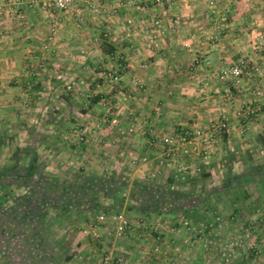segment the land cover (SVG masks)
Wrapping results in <instances>:
<instances>
[{"label":"crops","instance_id":"crops-1","mask_svg":"<svg viewBox=\"0 0 264 264\" xmlns=\"http://www.w3.org/2000/svg\"><path fill=\"white\" fill-rule=\"evenodd\" d=\"M126 1L100 0L106 7L117 9L115 15L103 14L101 47L96 50L97 47L81 44L83 41L78 46H65L64 58L68 62L62 65L56 60L46 61L47 65L51 62L58 68V73L49 76L50 79L45 78V74L35 77L32 82L35 87L30 90H27L28 75L46 55L44 44L50 33L45 29L46 15L42 7L28 8L26 0L19 4L20 14L1 15L0 167L26 166L35 154L45 177L58 182L81 176L101 179L113 173L127 177L126 170H129L131 178L152 184L154 190L169 185L186 193L190 203L182 206L185 213L177 220L171 219L175 216L173 210L162 208L142 213L133 209L136 220L129 217L132 229L108 239L106 227L99 225L107 222V229L111 228L115 212L92 213L86 206L82 213L70 207L63 215L48 207H53L49 202L47 209L53 212L45 218L53 222L49 224L54 230L47 233L43 226L46 224L40 226L38 233L46 247L44 250L36 245L38 239L31 237L26 225L30 224L28 220L9 217L6 212L13 207L16 197L41 193L23 186L13 192L10 189L15 184L10 182L6 189L0 188V199L5 200L0 206V215L7 217L6 224L11 222L7 228L16 231V237L11 240L10 257L0 251V264H77V261L105 264L102 256L106 252L115 256L127 254L134 258L135 264H264V112L258 117H249L245 123L235 117V111L242 109L245 103L259 99L264 93V83L259 79L251 80L244 94L228 98V83L213 75L215 70L235 64L241 58L264 67V0H218L213 12L206 0H179L178 5L145 12L142 8L146 3H141L142 0L139 1L141 8ZM152 16L161 19L162 32L147 27ZM75 17L73 12L61 19L59 33L53 35L59 40L54 39L52 44L58 42V46H62L65 43L62 38L75 36L70 27ZM216 27L219 41L212 44L207 37ZM96 34L91 31L86 35ZM113 54H116L115 61L111 60ZM206 58L210 59V66L205 65ZM46 63L41 64L44 67ZM92 67L120 68L119 79L110 83L92 73ZM135 79L139 84L136 85ZM98 83L101 91L85 94L88 85L93 87ZM65 84L72 89L61 93L59 87ZM75 85L83 90L82 94L76 93ZM256 88L258 94L253 92ZM121 91L128 98L114 107L113 102ZM85 95L89 105L81 109L75 107L76 102L86 99ZM43 98L57 101L58 107L54 110L49 108L50 104L43 106L39 102ZM60 104L64 107L59 108ZM219 119L227 122L229 133L218 145L205 142L204 146L211 151L210 159L203 161L197 155L198 150L185 159L189 172H177L178 162L172 163L163 154L162 135L195 127L207 129ZM62 135L67 139L63 140ZM144 165L150 167L148 172L140 169ZM196 165L200 166L199 172H195ZM152 167L158 168V173L160 168L165 171L167 167V176H149ZM88 195L84 191L83 199L87 202ZM220 195L227 196L233 211L228 225L218 221L220 210L215 206L212 207L215 214L205 220L208 201L214 202ZM100 197L101 202L108 204L109 200ZM245 203L251 206L247 218L253 214L256 219L251 223L258 252L251 250L249 255L226 248L229 238L238 237L232 230L238 220L236 213ZM44 205L39 206L37 200L33 203L36 210L44 209ZM252 206L261 211L259 215ZM70 213L84 222L95 217L94 222L85 223L86 235L75 230L77 233L71 236L64 228H56L61 217ZM102 214L105 220L96 221ZM146 216L151 218L149 224L157 225L156 230L140 227L138 219ZM182 217L187 219L181 220ZM79 223L64 224L70 229ZM91 223L97 224L90 228ZM106 240L110 243H105Z\"/></svg>","mask_w":264,"mask_h":264},{"label":"trees","instance_id":"trees-1","mask_svg":"<svg viewBox=\"0 0 264 264\" xmlns=\"http://www.w3.org/2000/svg\"><path fill=\"white\" fill-rule=\"evenodd\" d=\"M95 100L93 99L94 102ZM10 177L13 178L11 181L9 180ZM125 179L122 175L113 173L101 179L81 176L76 177L72 181L58 182L52 177H45V171L42 166L37 164L35 154H33L30 163L26 166L17 164L11 168L8 166L0 167V188L2 190L6 189L11 182L19 187L37 189L39 190L38 193H41L35 196L25 193L16 197L13 207L7 209L6 212L9 217L12 216L20 221L28 220L30 224L26 225H29L31 237L38 239L36 245L44 250L45 248L38 232H40L41 225L46 224L43 226H48L45 223L47 213L45 208L34 209L33 203L36 200L39 206L45 204V207L50 202L53 207H48L58 210L61 214L70 207L76 209L79 213L84 212L86 208L92 213L107 212V214H113L115 212L116 214L121 212L120 209L122 208L126 210L137 209L142 213H147L152 212V210H162V208L165 210L170 206L172 208L169 210L174 211L190 203L188 201L189 195L171 189L169 185H166V187L158 186L154 190V186L145 181L135 180L131 185H128ZM171 182L172 180L170 179L169 183ZM84 191L89 193L88 202L90 207L88 206L89 203L83 199ZM125 192H127V198L124 194ZM99 195L109 200L108 204L101 202L98 198ZM4 201L1 197L0 206ZM126 201L127 203H125ZM6 220L7 217L0 215V251L3 252V255L10 257L12 253L11 240L13 236L16 237L14 235L16 231L13 232L10 228H7L11 222L6 224Z\"/></svg>","mask_w":264,"mask_h":264},{"label":"rangeland","instance_id":"rangeland-1","mask_svg":"<svg viewBox=\"0 0 264 264\" xmlns=\"http://www.w3.org/2000/svg\"><path fill=\"white\" fill-rule=\"evenodd\" d=\"M7 1L8 0H0V4L2 5V13L0 14V17H1V15H3V16H7V17H11V15H13V17H15L16 15H18V12L17 13H15V14H12L11 12H9L10 11V8H11V4H10V2L9 3H7ZM24 1V0H23ZM128 1V0H127ZM126 1V2H127ZM139 1H141V0H129L128 2L129 3H131L130 5H136V6H139V8H141L142 6L141 5H139ZM161 1H165V0H161ZM175 1V3L174 4H172V5H170V6H175V5H178L179 4V0H174ZM192 2H194L195 0H191ZM20 2H22V0L20 1ZM138 3V4H137ZM141 3H146L145 5H143L144 7L142 8V10L145 12V11H153V9L155 10V8H162V9H165L166 7L168 8V5H167V3H162V4H160L159 2H156L155 0H142L141 1ZM20 4V3H19ZM19 4H17V7H18V11L20 10V8H19ZM45 6V5H44ZM42 7V9L41 10H43V12L45 13V15L46 16H44V24H45V29L48 31V32H50L49 33V35L47 36V39L45 40V44H44V52H45V57H43V58H40V60H39V63H46V61H57V62H59V63H63L62 65H64L65 63H67L68 62V59H65L64 57H65V55H66V52L64 51V50H66L64 47L65 46H67V45H71V46H73V45H75V46H78V44H79V42L80 41H83L81 44H86V45H89V46H92L93 48H95V47H97V49L96 50H98V48H100L101 47V38L103 37L102 36V33H103V28H102V23H103V18H104V13L105 12H108L109 14H116V10H115V7H106V5L105 4H101L100 3V0H71V3H70V5L68 6V8L66 9V10H64V11H59V10H56V9H54V8H52V7ZM110 10H109V9ZM114 10H115V12H114ZM73 12H75L76 13V15H77V17H75L76 19L75 20H73L72 22H71V24H70V27H71V30H73V32L72 33H74V35L75 36H72L71 38L69 37L67 40L65 39V38H62L63 40H65V43H63L62 44V46H58L59 45V43L58 42H56V44H52V42L54 41V39H58L59 40V38H55L54 36V34H52V32L50 31V28H51V26L54 24V26L56 27L55 28V32L56 33H59V22L61 21V19L63 18V17H66L67 15H71ZM63 13V14H62ZM88 18V19H91V21H90V23H87V22H85L86 20V18ZM154 16H152V18H153ZM157 18H159V17H157ZM91 25V26H90ZM147 28V27H146ZM148 29V28H147ZM79 32V33H81V34H83L82 36L80 35H76V33L75 32ZM91 31H94V32H96L97 34L96 35H93V36H87L86 34L87 33H89V32H91ZM54 35V36H53ZM57 37V36H56ZM207 39H209V37H207ZM53 47H54V50L52 51V49H53ZM65 52V53H64ZM48 55H50V56H48ZM114 55H116V54H113L112 56H111V60L112 61H115L116 59H114V58H116V56H114ZM60 57V58H59ZM96 57V56H95ZM53 59V60H52ZM98 60L100 61L101 60V58H98ZM51 62H50V64L49 65H47V63H46V65H44V69L43 70H41V68L39 67V66H36V67H33L34 69H33V71H35L36 72V74H29L28 75V78H30L29 79V81L31 80V82H34V80H35V77H39V75H41V74H45V78H47V79H50V77H53V75H56V73L55 72H57L58 73V71H57V69L58 68H56L55 66H53L52 64H51ZM119 61L117 60L116 61V63H118ZM98 63H101V62H98ZM61 65V64H60ZM67 65V64H66ZM61 67V66H60ZM143 68H145V67H143ZM119 69L120 68H117L116 69V67H110V68H103L102 69V67H92V69H91V72L92 73H97V75L99 76V78H101V79H105L106 81H108V82H110V83H114V82H112V81H110L109 80V77H104V72H107V71H116V73H118V71H119ZM193 70V67H192V69L190 68V69H188V72H191ZM91 73V75H93ZM50 76V77H49ZM94 76H96V75H94ZM97 76V77H98ZM120 76V75H119ZM96 79L97 78H95V80L94 81H96ZM93 81V80H92ZM118 81V80H117ZM137 84H139V83H136V85ZM66 85V84H65ZM60 86L59 87V89H60V92L61 93H63V92H68V90H71L72 89V87H70V88H68V86L66 85V86ZM84 85V84H83ZM76 87H75V89H76V93H81L82 94V92L81 91H83L80 87H79V85H75ZM33 87H35V84L33 85ZM88 89H87V91H86V95L87 94H95V93H97L98 91H101L100 90V83H98L97 85H94L93 87H90L89 85H88ZM45 91H47V90H45ZM122 92V91H121ZM120 92V93H121ZM124 92V91H123ZM122 92V93H123ZM33 93V92H32ZM31 93V94H32ZM119 93V94H120ZM126 94V93H125ZM86 95H85V97H86ZM127 95V94H126ZM83 96H84V94H83ZM45 97V96H44ZM120 98V99H119ZM127 98H128V96H127ZM121 99H122V97H121V95L119 96V97H117L116 99H115V104L116 105H114V102H113V106L114 107H116V106H119V104H120V102H121ZM39 102H41L42 104H43V106H48L49 104V108H51V109H54L55 110V108H57L58 107V105H56L58 102L57 101H55V100H48L47 98H43V100H39ZM57 102V103H56ZM28 104V103H27ZM39 104V103H38ZM89 105V99L86 97V99L84 100V99H81V100H79L78 102H76V104H74V106L75 107H78V108H82V107H84V105ZM40 105V104H39ZM61 105V106H60ZM59 105V108H61V107H64L62 104H60ZM67 136L66 135H62V139L63 140H65V139H67L66 138ZM129 151H127V153H128ZM126 153V154H127ZM149 157H152V155L151 156H149ZM171 162L173 163L174 161H172L171 160ZM142 163V162H141ZM141 163H139V164H141ZM175 163V162H174ZM139 164H137L136 166H135V168L139 165ZM148 165H144V166H141L140 167V169L143 171V172H148ZM150 168V167H149ZM152 169H153V171L152 172H149V176H152V174H153V177H155V175L157 174V175H159V177L160 178H163L164 176H167V174H168V171H166V170H168L167 169V167H166V169H165V171L162 169V168H160L161 170H160V172L158 173L157 171H158V168H155V167H152ZM181 170H177V172H180ZM119 173H121V172H119ZM126 173L127 174H125V175H127V177H125L126 179H125V181H126V183L128 184V185H131L132 183H133V181H135L137 178L135 177V178H131V175H130V171L129 170H126ZM122 175H124L123 173H121ZM128 174H129V176H128ZM142 177H144V176H142ZM159 178V179H160ZM141 181H143V180H141ZM194 184H196V182H194ZM250 187V186H249ZM248 187V188H249ZM19 188V186H17V185H13L12 186V188L10 189L11 191H13L14 192V190H16V189H18ZM125 194V196H126V198H127V192H125L124 193ZM101 196V195H100ZM100 198H102V197H100ZM102 199H106V198H102ZM209 200V199H208ZM210 201V202H209ZM208 201V204H207V208H206V212H204V215H205V220H209V218L212 216V215H214L215 213H214V209L212 208V207H216L217 209H219L220 210V219L218 220V219H216V220H218L219 222H222L223 224L222 225H228L229 223H230V219H229V217H230V215H232L233 214V211H232V209L229 207V203H228V201H227V196L226 195H220V196H218V198L214 201V202H216V203H214V202H212L211 201V199ZM125 203H127V201L125 202ZM214 203V204H213ZM253 202H251V204H252ZM250 204L249 203H245L244 204V206L242 207V208H240V211H239V213H236V216H237V222H234V230H232V232L233 233H235V234H237V236L239 237V236H241V235H243V233L246 231V230H248L250 233H251V235H252V237H254L253 236V234H254V231H253V228H252V223H251V221H255L256 219L255 218H253V217H255V216H253V214L251 215V216H249L248 218H247V215H250L251 214V206H249ZM248 208H250V209H248ZM252 208H253V210H255L254 211V213H258V215H259V213L261 212V211H259V210H256L255 209V207H253L252 206ZM45 209H46V213L48 214V216L50 215H52L51 213L49 214V212H53V210L52 209H47V207H45ZM165 210H168L169 211V208H167V209H165ZM218 210V211H219ZM120 211L121 212H123L125 215H126V217H128V220H131V218H129V217H131L132 216V219L134 218V220H136V217H135V215L133 214V210H126L125 208H122V209H120ZM132 213V214H131ZM185 213V211L184 210H182V209H177V210H174V211H172V214L173 215H175L173 218H171L172 220H177L178 218H181V216H182V214H184ZM64 215V214H63ZM127 215H130V216H127ZM95 219V217H93V218H89V219H86V221L84 222L81 218H79L78 216H76V215H74V214H72V213H70V214H67L66 216H62L61 217V222H60V225L58 224V225H56V228L58 229L59 228V230L60 229H62V228H64V230L66 231V232H68V234L69 235H71V236H73V235H75L77 232H75V230H79L82 234L81 235H86V233H85V231H84V228H85V223H90V222H92L93 220ZM138 219V218H137ZM154 219V218H153ZM187 218H184V217H182V219L181 220H186ZM134 220H132V221H134ZM139 220V222H141L142 220H147V222L148 221H150L151 220V218H149V216H146V218H144V217H142L141 219H138ZM210 220H212V219H210ZM50 220H48L47 218H45V223H47V225L48 226H46L45 228H46V232L47 233H50L51 232V229H53V226H50V224H52L53 225V222H49ZM161 221V220H160ZM163 221V220H162ZM63 222V223H62ZM66 222H71V223H73L74 225H76L77 223H79V222H81L83 225H81L80 223L78 224V226L77 227H73V228H65V227H67L66 226V224H64V223H66ZM94 222V221H93ZM158 222H159V220H158ZM50 223V224H49ZM149 223V222H148ZM106 225H108L107 224V222H105V224H103V225H99V226H103L104 227V229H105V227H106V231H105V234L106 235H108L109 237H108V239H110V238H112V235L114 236V234L115 233H112V230L113 229H111L110 227L107 229V226ZM142 225V224H141ZM55 226V225H54ZM69 227V226H68ZM140 227H142V226H140ZM142 228H144V227H142ZM48 229H50V230H48ZM149 229V228H148ZM54 230V229H53ZM86 230V229H85ZM48 231H50V232H48ZM101 231V230H100ZM107 231H109L110 232V234H107ZM64 232V231H63ZM65 232V233H66ZM74 233V234H73ZM93 235H95L96 234V231L94 230L93 232ZM64 234V233H63ZM104 234V233H103ZM235 234H233V235H235ZM53 235H54V233H53ZM89 235V234H88ZM123 235V234H122ZM115 236H121V235H115ZM232 238H235V237H232ZM232 238H229L228 239V241L230 240V239H232ZM137 243H139V240L137 239V240H135ZM227 241V242H228ZM109 241L108 240H106L105 241V243H108ZM110 243V242H109ZM44 248H46V247H44ZM227 249H229V247H226ZM100 250V249H99ZM230 250V249H229ZM208 251H210V249H208ZM243 252L242 254L243 255H245V253H244V251L243 250H238V252ZM101 252V251H100ZM251 251L249 250V251H247V254L249 255V253H250ZM99 253V252H98ZM118 256H120V257H122L123 258V260L125 261V263L126 264H135V260H134V258L132 257H128L127 256V254L125 255H118ZM147 261V260H146ZM145 261V262H146ZM212 262V261H211ZM79 263H81L80 261L78 262L77 261V264H79ZM84 263V262H83ZM145 264H147V263H145ZM160 264H167V263H165V262H161ZM209 264H210V262H209ZM212 264H214V262H212Z\"/></svg>","mask_w":264,"mask_h":264},{"label":"built area","instance_id":"built-area-1","mask_svg":"<svg viewBox=\"0 0 264 264\" xmlns=\"http://www.w3.org/2000/svg\"><path fill=\"white\" fill-rule=\"evenodd\" d=\"M21 0H8L7 3L10 2L11 8L10 11L12 14L18 12L20 14V10L18 11L17 4L20 3ZM156 2L167 3L170 5L174 4V0H165L164 2L161 0H155ZM208 5H210L211 11L213 12L215 9V4L218 0H206ZM228 2H233L235 0H227ZM71 0H26L25 4L28 8H32L35 6L43 7H52L59 11H64L70 5ZM44 6V7H45ZM2 13V5L0 4V14ZM152 29H156L159 32H162V22L160 18L153 17L149 19V26ZM54 24L51 26L50 31L52 34L55 33ZM219 29L215 28L214 33H211L209 36V41L212 44H217L219 41L218 35ZM210 59H205V65L210 66ZM39 67L42 68L43 65L40 63ZM31 74H36L35 71H31ZM104 77H109V80L112 82H116L119 79V73L116 71H107L104 72ZM213 75L222 82L228 83V90L226 96L228 98L233 97L234 95H242L247 91L248 82L254 79H259L264 83V67L261 65L254 63L246 58L239 59L235 64L228 65L222 68H219L213 72ZM136 83H139L138 80L135 79ZM33 87V83L28 81L27 90H30ZM68 88L70 86L68 85ZM260 91V90H259ZM254 93L258 94L257 88L253 90ZM124 101L127 99V95L125 93L120 94ZM120 99V98H119ZM264 112V93L259 97L258 100L254 103H245L242 109L235 111V117L242 120L243 123L249 117H258ZM130 114L133 118V112L130 111ZM112 122H116L115 119H110ZM143 123L145 120L142 121ZM229 133V127L227 122L224 119H219L212 125H210L207 129L203 127H195L194 129L183 131L180 133H169L162 135L160 138V145L163 151V154L166 155L169 159L178 162L179 170L183 174L189 172V165L185 161L187 156H190L194 152H197V155L202 158L203 161L209 160L211 157V151L206 149L204 146L205 142L210 143L212 146L218 145L222 142L223 138L226 137ZM195 172L200 171V166H194ZM105 220L104 215H100L96 221ZM112 229L115 235H122L132 229V223L123 212H118L113 215L112 219ZM97 223H91L90 228H94ZM141 226L144 228H149L151 230H156L157 225L149 224L147 220H142L140 222ZM150 226V227H149ZM226 246L232 250H243L245 254L247 251L253 250L255 253L258 252L257 244L253 241V237L251 233L246 230L243 235L230 239ZM102 261L105 264H126L122 257L115 256L113 253L106 252L102 256Z\"/></svg>","mask_w":264,"mask_h":264}]
</instances>
